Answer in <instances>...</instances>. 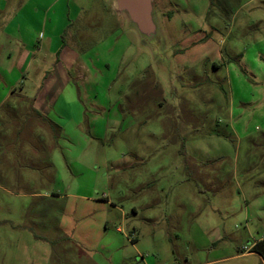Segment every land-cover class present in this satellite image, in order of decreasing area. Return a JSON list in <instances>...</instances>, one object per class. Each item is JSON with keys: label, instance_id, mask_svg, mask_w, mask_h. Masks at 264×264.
I'll use <instances>...</instances> for the list:
<instances>
[{"label": "rangeland", "instance_id": "obj_1", "mask_svg": "<svg viewBox=\"0 0 264 264\" xmlns=\"http://www.w3.org/2000/svg\"><path fill=\"white\" fill-rule=\"evenodd\" d=\"M0 2L35 49L0 65V264H264V0H155L171 72L114 0Z\"/></svg>", "mask_w": 264, "mask_h": 264}, {"label": "water", "instance_id": "obj_2", "mask_svg": "<svg viewBox=\"0 0 264 264\" xmlns=\"http://www.w3.org/2000/svg\"><path fill=\"white\" fill-rule=\"evenodd\" d=\"M155 5V0H114L113 7L114 12L127 18L128 26L138 34L139 42L151 52L153 62L171 72L172 54L167 50L168 40Z\"/></svg>", "mask_w": 264, "mask_h": 264}, {"label": "crops", "instance_id": "obj_3", "mask_svg": "<svg viewBox=\"0 0 264 264\" xmlns=\"http://www.w3.org/2000/svg\"><path fill=\"white\" fill-rule=\"evenodd\" d=\"M2 6L3 4H1L0 2V7ZM9 37H6L5 39ZM10 44L11 43L9 44L0 43V65L4 67V69H2L3 72L1 73V76L6 75V73H10V71H12L11 73L16 72L17 73L16 78L13 80V82L14 81L17 82L23 79V75L27 71L26 68L29 60H31V58L35 56V49L28 42H24V41L21 42L14 41V46H11ZM11 51L13 53V56H10ZM8 85L10 86L9 87L10 89L16 88V85L14 83ZM0 86H2L1 82H0ZM8 95L9 93L2 94L0 96V102L5 101ZM15 102L23 103V100H17ZM47 118H50L53 122L58 124L57 121L58 118L55 115L54 117L52 116V111H49V113L47 114Z\"/></svg>", "mask_w": 264, "mask_h": 264}, {"label": "trees", "instance_id": "obj_4", "mask_svg": "<svg viewBox=\"0 0 264 264\" xmlns=\"http://www.w3.org/2000/svg\"><path fill=\"white\" fill-rule=\"evenodd\" d=\"M213 3V1H212ZM65 34V33H64ZM250 252H257L264 259V239L255 242L249 250Z\"/></svg>", "mask_w": 264, "mask_h": 264}]
</instances>
